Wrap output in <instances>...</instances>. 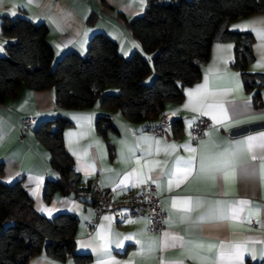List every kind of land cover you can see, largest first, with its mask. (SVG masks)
Segmentation results:
<instances>
[{"label": "crops", "instance_id": "1", "mask_svg": "<svg viewBox=\"0 0 264 264\" xmlns=\"http://www.w3.org/2000/svg\"><path fill=\"white\" fill-rule=\"evenodd\" d=\"M148 2L0 0V54L5 53L8 41L2 32L3 19L18 15L46 24L55 60L69 51L85 54L91 36L99 31L117 42L123 56L134 51L144 54L123 27L121 16H139ZM229 28L252 33L254 59L247 71L264 73V40L259 35L264 33V12L236 19ZM234 61L233 41L213 42L200 79L185 88L181 101L165 103V114H170L173 121L181 119L177 134L171 126L169 134L155 135L150 129L160 118L132 122L118 110L105 109L98 103L84 109H63L56 105L52 87L31 89L22 85L15 96L6 97L0 103V179L8 184L21 180L37 211L49 218L64 212L75 215L76 251L91 257L78 263L74 257L61 261L40 254L32 257L30 264H217L222 251L225 257L219 264L264 260V147L259 146L264 140V91L263 105L258 107L253 92L244 87L241 72L233 66ZM198 85L206 86L197 93L193 90ZM28 115L35 121L22 133L19 127ZM57 115H67L72 122L64 130L65 146L84 181L100 185L113 200L148 182L156 184L169 215L161 231L148 230L145 213L132 217L122 212L97 216L93 196L80 199L56 192L50 200L45 198L47 181L56 179L57 171L51 167L50 154L36 137L35 129L42 120ZM100 115L111 117L113 127L106 137L96 127ZM200 116L212 127L194 141L191 130ZM248 137H257L251 150L247 143H238ZM190 158L193 168L186 173L182 162ZM202 159L204 172L200 171ZM224 160L226 166L221 163ZM177 161L181 162L179 171ZM217 166L223 170L217 171ZM186 200L191 204L185 205ZM239 201L248 203L240 205ZM234 208L243 209L237 218L219 219L221 213L231 216ZM106 216L110 219L105 220ZM94 219L95 229L89 234L86 224ZM129 236L132 238L124 239ZM236 245L241 246L239 259L229 255Z\"/></svg>", "mask_w": 264, "mask_h": 264}, {"label": "trees", "instance_id": "2", "mask_svg": "<svg viewBox=\"0 0 264 264\" xmlns=\"http://www.w3.org/2000/svg\"><path fill=\"white\" fill-rule=\"evenodd\" d=\"M255 12H264V0H149L139 16H121L123 27L146 56L138 51L123 56L117 42L99 31L91 36L85 54L69 51L57 60L46 24L25 15L4 18L2 32L8 41L0 54V103L15 96L22 85L52 87L56 105L66 110L98 103L132 122L155 120L165 114L167 101H181L185 88L200 79L213 42L233 41V66L260 107L264 73L247 71L254 59L252 33L229 28L230 22ZM71 123L67 115H57L35 129L57 171V178L47 181L45 198L59 192L80 199L93 196L95 202V184L83 180L65 146L64 130ZM96 127L106 137L113 127L111 117L98 116ZM181 127V119H175L172 131L177 134ZM109 149L113 156L110 142ZM77 227L78 218L70 213L49 218L38 212L21 180L8 184L0 179V264H30L40 254L87 262L91 257L76 251Z\"/></svg>", "mask_w": 264, "mask_h": 264}, {"label": "built area", "instance_id": "3", "mask_svg": "<svg viewBox=\"0 0 264 264\" xmlns=\"http://www.w3.org/2000/svg\"><path fill=\"white\" fill-rule=\"evenodd\" d=\"M34 121L35 117L32 115L24 117L19 127L20 131L25 132ZM172 123L173 117L168 113L163 114L159 122L152 125L150 130L155 135L169 134ZM211 127L212 123L209 120L202 116L198 117L191 130L192 139L197 141ZM93 188L96 196L94 209L97 216L122 212L126 216L132 217L145 213L148 217V230L150 232L161 231L169 218L168 212L163 208L161 198L157 193V186L153 182L143 184L138 190L126 193L116 200L110 199L106 190L100 185L95 184ZM96 221L97 219H94L86 224L89 234L94 231Z\"/></svg>", "mask_w": 264, "mask_h": 264}, {"label": "snow or ice", "instance_id": "4", "mask_svg": "<svg viewBox=\"0 0 264 264\" xmlns=\"http://www.w3.org/2000/svg\"><path fill=\"white\" fill-rule=\"evenodd\" d=\"M29 2H31V0H29ZM13 15L15 14L14 12L12 13ZM260 35V37H261V39L262 40H264V33H261V34H259ZM261 47L262 48H264V44H262L261 45ZM206 85H198L197 86V88L195 89V90H193L194 92H200V90L202 89V88H204ZM193 91H190L189 92V97H190V100H191V97L193 96ZM186 107H187V105H186ZM204 114H208V113H204ZM224 118H226V115H225V117ZM212 119H216V117H212ZM262 135V137H264V134H261ZM0 140H2V137H0ZM255 140H257V137H248L247 138V141H240V142H238V143H247L248 144V147H249V150H251V148L253 147V141H255ZM260 147H264V140H262L261 141V143H260V145H259ZM172 147H175L174 145L172 146ZM192 151H195L194 149H192ZM253 159H255V157H253ZM221 163H223L225 166L227 165V160H224V161H222ZM182 167H183V170L186 172V173H190L191 171H192V168H193V164H192V159L190 158L189 160H187V161H183L182 162ZM180 168H181V162L180 161H177V171H179L180 170ZM206 170V168H205V164H204V161H203V159L201 160V165H200V171L201 172H204ZM217 171H221V170H223L220 166H217V169H216ZM170 175H174V173H170ZM184 178H186V177H184ZM128 179V177H125V180H127ZM178 182H179V180H178ZM121 183H124V181H121ZM171 180L169 181V184L171 185ZM185 205H190L191 204V201H184L183 202ZM240 205H245V204H247L248 202L247 201H239L238 202ZM173 204L175 205V201H173ZM241 211H243V209L242 208H234V209H232V212H231V216H229V217H226V216H224L222 213L220 214V216H219V219H235V218H237L238 216H239V213L241 212ZM104 219L105 220H109L110 218L109 217H104ZM165 235H167V234H165ZM132 237L131 236H129V237H125L124 239H131ZM138 243H139V241H137ZM200 247H203V245H199ZM209 248H211V247H213V245H209L208 246ZM221 247H223V244L221 245ZM235 247V251L234 252H232V253H230L229 255L230 256H234L235 258H237V259H239V257L242 255V252H241V246H239V245H236V246H234ZM107 248V246L105 245V249ZM224 257H225V253L222 251L220 254H219V256L217 257V264H219V261L220 260H222V259H224ZM262 258H264V257H262Z\"/></svg>", "mask_w": 264, "mask_h": 264}, {"label": "rangeland", "instance_id": "5", "mask_svg": "<svg viewBox=\"0 0 264 264\" xmlns=\"http://www.w3.org/2000/svg\"><path fill=\"white\" fill-rule=\"evenodd\" d=\"M151 76H152V74H150V76L146 79L149 83L151 82ZM114 87H112V86H109L108 87V89H113Z\"/></svg>", "mask_w": 264, "mask_h": 264}]
</instances>
